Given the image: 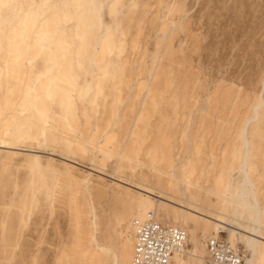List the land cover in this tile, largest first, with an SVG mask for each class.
I'll return each instance as SVG.
<instances>
[{
    "label": "rangeland",
    "instance_id": "obj_1",
    "mask_svg": "<svg viewBox=\"0 0 264 264\" xmlns=\"http://www.w3.org/2000/svg\"><path fill=\"white\" fill-rule=\"evenodd\" d=\"M147 192L264 246V0H0V264H132Z\"/></svg>",
    "mask_w": 264,
    "mask_h": 264
},
{
    "label": "built area",
    "instance_id": "obj_2",
    "mask_svg": "<svg viewBox=\"0 0 264 264\" xmlns=\"http://www.w3.org/2000/svg\"><path fill=\"white\" fill-rule=\"evenodd\" d=\"M132 228L135 238L132 264H172L174 256L187 247L186 230L162 223L153 212L144 221L135 220ZM207 250L204 264H244L241 252L226 239L208 240Z\"/></svg>",
    "mask_w": 264,
    "mask_h": 264
},
{
    "label": "bare ground",
    "instance_id": "obj_3",
    "mask_svg": "<svg viewBox=\"0 0 264 264\" xmlns=\"http://www.w3.org/2000/svg\"><path fill=\"white\" fill-rule=\"evenodd\" d=\"M147 194L152 196L151 192H147ZM231 196H232V198L235 199V201L238 200V202H239V204H234L232 207V210H231L232 214L235 217H237L239 214H241V215L244 214V212H243L244 206L242 204H245V202L246 203L250 202V203H252L253 206H255L257 208L258 198H257V193H256V187L246 177H245L244 183L242 185L238 186V188H236V189L232 188ZM147 198H150V197H147ZM152 199L155 200V202H156L155 204L149 200H142L141 201L139 214L135 218L136 221H139L140 219L144 218L146 216V211H148L150 209H155L156 211L163 209V211L166 213V206L168 203H171V202L166 201V199L159 198L156 196H154ZM187 207H188V203L183 202V206H181L179 209L180 211L173 213V216H172L173 221L175 223H179V224H181V226H184L185 228H189V226L193 223V220L191 218V213H190V211H192V210H190ZM153 213H155V212H153ZM155 215L157 216L156 213H155ZM157 218H158V216H157ZM249 218H250L251 222L249 223L248 227H246L244 225V223L239 221V219L234 220L232 223L225 221L223 219L214 220L216 223L215 227H214L215 236L212 239L219 237L218 235L222 231H225L228 233V235H229L228 243L229 244L232 243L235 239L239 241V237H240V240L243 241V243L245 244V246L247 248L248 253L251 254V257H252L251 259L247 258L246 264H255L256 261H258V260L261 261L262 264H264V246L261 245L260 241H258L256 239V237L260 235V229H261L260 226L262 224V220H261L259 213H257V212H255V214L253 216L250 215ZM217 219H218V217H217ZM158 220H159V218H158ZM237 227L248 231L250 236H245V235L239 234L237 232L238 231ZM248 232H247V234H248ZM190 233L194 234L195 233L194 229H192L190 231ZM232 247H234V246H232ZM260 247H262L263 253L260 252V250H259ZM134 248H135V246H134ZM234 248H236V247H234ZM194 250L193 251L190 250L188 252L184 250V252H182L181 254H176L174 256L172 264H174V262H175V264H187L188 261H185L182 256L186 255L189 258H193L196 256L194 254ZM128 259L132 260V255L129 256Z\"/></svg>",
    "mask_w": 264,
    "mask_h": 264
}]
</instances>
